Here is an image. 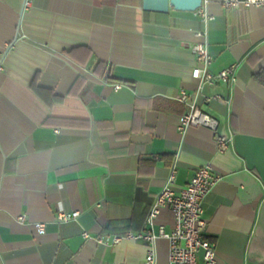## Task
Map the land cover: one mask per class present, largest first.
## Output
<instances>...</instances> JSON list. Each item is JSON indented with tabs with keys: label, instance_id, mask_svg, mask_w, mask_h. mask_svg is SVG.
Here are the masks:
<instances>
[{
	"label": "crops",
	"instance_id": "crops-1",
	"mask_svg": "<svg viewBox=\"0 0 264 264\" xmlns=\"http://www.w3.org/2000/svg\"><path fill=\"white\" fill-rule=\"evenodd\" d=\"M142 3L0 0V264H142L146 240L96 238L145 231L171 167L179 191L205 164L220 175L202 200L215 264H264V83L254 76L264 70V9ZM198 40L213 55L209 71L236 68L196 95ZM181 88L217 119L214 132L178 129ZM215 133L230 138L226 150ZM59 209L79 216L59 222ZM174 225L162 207L153 230ZM155 253L169 264L166 238Z\"/></svg>",
	"mask_w": 264,
	"mask_h": 264
},
{
	"label": "built area",
	"instance_id": "built-area-1",
	"mask_svg": "<svg viewBox=\"0 0 264 264\" xmlns=\"http://www.w3.org/2000/svg\"><path fill=\"white\" fill-rule=\"evenodd\" d=\"M226 9L242 7H258L264 9V0H220ZM28 5L29 2L25 1ZM204 18L208 17L202 13ZM197 36H204L206 32H196ZM191 51L195 55L196 64L191 69V76L198 80V95L206 84H214L217 80L227 81L234 76L236 64L213 73L208 66L213 59L206 40H198L191 45ZM117 88L118 85H115ZM219 98V96H216ZM189 94L181 88L175 95V99L187 103L188 110L180 116L178 129L185 131L191 126H204L213 132L217 127V119L203 111L196 102V97L189 101ZM215 141L219 150H226L230 138L215 133ZM176 169L174 166L168 174L165 184L154 196L148 215L146 217L147 228L143 232H127L124 235H112L110 238L97 237L99 243L114 245L123 239H144L149 246L145 253L142 264H156L155 240L164 237L169 242V264H215V249L213 242L203 237L206 221L203 217L202 200L205 194L212 188L220 175L215 173L210 164L198 167L190 180L184 184L179 191L173 189ZM99 205V204H97ZM162 207H169L175 216V225L170 231L160 226L155 232L153 224L155 217ZM79 216L78 210L59 209L56 220L59 222L76 219ZM17 220H24V215H18ZM37 229L42 232L45 228L43 222L36 224ZM89 237L87 232H83ZM201 252V259H200Z\"/></svg>",
	"mask_w": 264,
	"mask_h": 264
},
{
	"label": "water",
	"instance_id": "water-1",
	"mask_svg": "<svg viewBox=\"0 0 264 264\" xmlns=\"http://www.w3.org/2000/svg\"><path fill=\"white\" fill-rule=\"evenodd\" d=\"M203 4V0H143L144 10L167 12L170 8L195 11Z\"/></svg>",
	"mask_w": 264,
	"mask_h": 264
},
{
	"label": "trees",
	"instance_id": "trees-1",
	"mask_svg": "<svg viewBox=\"0 0 264 264\" xmlns=\"http://www.w3.org/2000/svg\"><path fill=\"white\" fill-rule=\"evenodd\" d=\"M95 70L97 72H100L99 73L100 75H104L106 73V71H107L106 68H105V64L100 63V62L95 67ZM254 76H255V78L257 80H259L260 82L264 83V70H259L258 72H256L254 74Z\"/></svg>",
	"mask_w": 264,
	"mask_h": 264
}]
</instances>
